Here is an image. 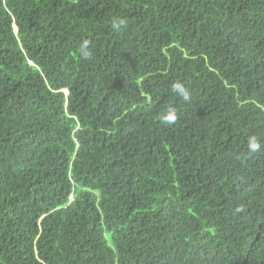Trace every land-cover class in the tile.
<instances>
[{
	"label": "trees",
	"instance_id": "obj_1",
	"mask_svg": "<svg viewBox=\"0 0 264 264\" xmlns=\"http://www.w3.org/2000/svg\"><path fill=\"white\" fill-rule=\"evenodd\" d=\"M0 264H264V0H0Z\"/></svg>",
	"mask_w": 264,
	"mask_h": 264
},
{
	"label": "clouds",
	"instance_id": "obj_2",
	"mask_svg": "<svg viewBox=\"0 0 264 264\" xmlns=\"http://www.w3.org/2000/svg\"><path fill=\"white\" fill-rule=\"evenodd\" d=\"M127 27V20L124 18H113L112 21V28L116 31L121 30L122 28ZM89 47V42L88 41H84L81 44V52L82 54L87 57L89 55L87 49ZM172 90L176 93H178L185 101H187L190 96H189V92L188 90L184 87L183 84L181 83H175L172 85ZM175 110L174 109H170L169 113L166 114L165 116L162 117V123L166 124V125H170V124H174L176 122L177 116L174 114ZM251 147L253 149H255L257 147V145L255 143H253L251 145Z\"/></svg>",
	"mask_w": 264,
	"mask_h": 264
}]
</instances>
